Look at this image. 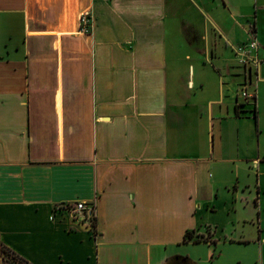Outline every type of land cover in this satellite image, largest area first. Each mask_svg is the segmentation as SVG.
Returning <instances> with one entry per match:
<instances>
[{"label":"crops","instance_id":"0c3cea01","mask_svg":"<svg viewBox=\"0 0 264 264\" xmlns=\"http://www.w3.org/2000/svg\"><path fill=\"white\" fill-rule=\"evenodd\" d=\"M79 199L95 230L50 219ZM0 242L25 264H264V0H0Z\"/></svg>","mask_w":264,"mask_h":264},{"label":"built area","instance_id":"2783aa9c","mask_svg":"<svg viewBox=\"0 0 264 264\" xmlns=\"http://www.w3.org/2000/svg\"><path fill=\"white\" fill-rule=\"evenodd\" d=\"M92 26V19L88 12H84L81 16V27L83 30H88ZM249 46H256V41L252 40L249 42ZM247 47L245 46L241 51L240 61H247ZM240 94L244 97H249L252 95V92L247 90L246 85H243L240 90ZM65 213L71 219L76 220L82 223L90 230H95L96 225V204L94 201H86V200H73V201H65L60 203H55L52 205L51 213L49 215L50 219H54L56 213ZM0 249H2L5 253L8 254L10 258L12 256L8 251L3 249L0 244Z\"/></svg>","mask_w":264,"mask_h":264},{"label":"rangeland","instance_id":"374dc122","mask_svg":"<svg viewBox=\"0 0 264 264\" xmlns=\"http://www.w3.org/2000/svg\"><path fill=\"white\" fill-rule=\"evenodd\" d=\"M181 2H179V5ZM223 4L221 3V8L223 9ZM180 15V20L185 27V33L187 40L192 45H201L204 41V20L194 8L185 2L181 5L178 11ZM14 260V259H13ZM8 255L0 249V264H21L20 262H14Z\"/></svg>","mask_w":264,"mask_h":264},{"label":"trees","instance_id":"16d2710c","mask_svg":"<svg viewBox=\"0 0 264 264\" xmlns=\"http://www.w3.org/2000/svg\"><path fill=\"white\" fill-rule=\"evenodd\" d=\"M255 115V114H254ZM189 236V232L187 231L186 232V236ZM0 244L2 245V247H3V249H5L6 251H8V253H10V255L12 256V260L14 261V262H16V261H18V262H20L21 264H25L26 263V260L25 259H23L22 257H20L19 255H17L16 253H14L12 250H10L9 248H7L6 246H4L1 242H0Z\"/></svg>","mask_w":264,"mask_h":264}]
</instances>
